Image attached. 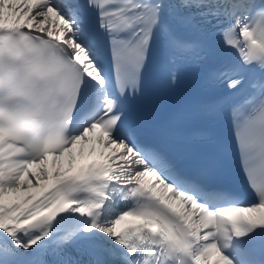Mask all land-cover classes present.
Segmentation results:
<instances>
[{
    "label": "bare ground",
    "instance_id": "bare-ground-1",
    "mask_svg": "<svg viewBox=\"0 0 264 264\" xmlns=\"http://www.w3.org/2000/svg\"><path fill=\"white\" fill-rule=\"evenodd\" d=\"M65 13V7L56 0H0V22L18 20L44 28L64 37L74 47L77 55L84 57L78 47L77 31L72 22L66 19ZM89 138L88 133L76 136L70 141L63 155L54 157L50 165H47L45 160L25 163L12 157L6 170L7 181L0 185V242L5 247L28 250L30 242L41 243L42 237L39 234L24 233V226L37 212L38 206L44 207V203L37 205L32 200L37 196V184L44 183L46 178L52 179V186L64 177L71 167L88 158L106 159L114 172L126 176L132 175L135 170L142 171L141 164L129 149L101 139L98 148L94 150L88 142ZM10 153V150L0 149V167L9 162L5 157ZM255 211L257 216L263 215L262 211ZM117 226L118 222L105 218L97 227L96 233L108 237L116 231ZM0 248H3L1 244Z\"/></svg>",
    "mask_w": 264,
    "mask_h": 264
}]
</instances>
